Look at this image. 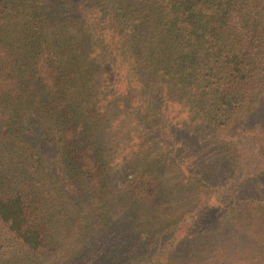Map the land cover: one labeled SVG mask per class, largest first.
Returning <instances> with one entry per match:
<instances>
[{"label": "trees", "instance_id": "1", "mask_svg": "<svg viewBox=\"0 0 264 264\" xmlns=\"http://www.w3.org/2000/svg\"><path fill=\"white\" fill-rule=\"evenodd\" d=\"M0 264H264V0H0Z\"/></svg>", "mask_w": 264, "mask_h": 264}]
</instances>
